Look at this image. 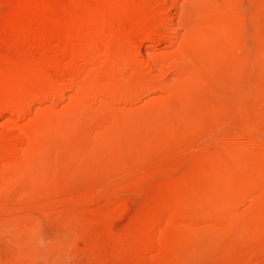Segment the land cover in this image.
Masks as SVG:
<instances>
[{"label":"rangeland","instance_id":"obj_1","mask_svg":"<svg viewBox=\"0 0 264 264\" xmlns=\"http://www.w3.org/2000/svg\"><path fill=\"white\" fill-rule=\"evenodd\" d=\"M40 1L0 0V264H264V0Z\"/></svg>","mask_w":264,"mask_h":264},{"label":"bare ground","instance_id":"obj_2","mask_svg":"<svg viewBox=\"0 0 264 264\" xmlns=\"http://www.w3.org/2000/svg\"><path fill=\"white\" fill-rule=\"evenodd\" d=\"M48 1V0H47ZM65 1H67V0H65ZM64 1V2H65ZM70 1V0H69ZM76 1V0H75ZM74 1V2H75ZM81 1V0H80ZM90 1V0H89ZM105 1H107V0H104V4L103 5H105ZM26 2V1H25ZM24 2V3H25ZM41 3H42V0L40 1ZM59 2V1H58ZM72 2V4H74L73 3V0L71 1ZM70 2V3H71ZM91 2V1H90ZM96 2V1H95ZM95 2H91L92 4L93 3H95ZM36 3H37V1H36ZM41 3H38V4H41ZM45 3V2H44ZM77 3V2H76ZM80 3V2H79ZM108 2H106V4H107ZM126 2H124V1H120L119 0V2L118 3H116V4H111V5H108V7L106 8V11L107 12H109V13H111V14H113L112 16H115V17H117V18H119V20L121 21L120 23L122 24V23H124V21L123 20H128V21H133V22H137V23H140V25H144V24H146V23H149V22H147L148 20V17L145 15V14H136L135 13V11L131 8V6H129V5H127V4H125ZM31 4H33V3H31ZM84 4V3H83ZM96 4V3H95ZM26 5V4H25ZM28 5V4H27ZM36 5V4H35ZM78 5V4H77ZM77 5H75L76 7H78ZM86 5V4H85ZM84 5V7H87V6H85ZM97 5H98V3H97ZM24 6V5H23ZM38 6V5H37ZM42 6V5H41ZM69 6V5H68ZM73 6V5H72ZM81 6H83L82 4H81ZM101 6V5H100ZM39 7V6H38ZM37 7V8H38ZM24 8V7H23ZM44 8V7H43ZM65 8H67V7H65ZM89 8V7H88ZM88 8H85V9H87V11H88ZM25 9V8H24ZM23 9V10H24ZM46 9V8H45ZM49 9H50V5H49ZM77 9H81V8H77ZM42 10H44V9H42ZM65 10V9H64ZM67 10V9H66ZM66 10H65V12H66ZM84 10V9H83ZM27 11H29V9L27 10ZM71 11V10H70ZM86 11V10H85ZM94 11V10H93ZM93 11H92V13H93ZM26 12V11H25ZM23 13V12H22ZM34 14V13H33ZM66 14H68V12L66 13ZM71 14V13H70ZM70 14L68 15V16H70ZM72 14H74V13H72ZM72 14H71V19L73 18L72 17ZM29 15V14H28ZM78 15V14H77ZM92 15V14H91ZM95 15H96V13H95ZM100 15V14H99ZM42 16V15H41ZM108 16V15H107ZM35 17H37V16H35ZM38 17H39V15H38ZM43 17V16H42ZM77 17V16H76ZM93 17V16H92ZM65 18V17H64ZM78 18V17H77ZM81 17H79L78 19H80ZM89 18H91V16L89 17ZM62 19V18H61ZM75 19V18H74ZM73 19V21H75ZM93 20L92 21H94V18H92ZM95 19H96V17H95ZM103 19V18H102ZM21 20V19H20ZM67 20H69L68 18H66V22H67ZM98 20V19H97ZM150 20V19H149ZM39 21V20H38ZM64 22H65V20H63ZM45 22V21H44ZM20 23H21V21H20ZM43 24L41 21L39 22V24ZM50 23V22H49ZM62 23V22H61ZM77 23V22H76ZM92 23H94V22H91V24ZM57 24V23H56ZM64 24V23H63ZM67 24H68V22H67ZM109 24H110V21H109ZM119 24V23H118ZM121 24H120V26H121ZM126 24V23H125ZM149 24H151V26H153L152 25V23H149ZM149 24H147V25H149ZM46 25H48L47 24V20H46ZM55 25V24H54ZM93 25V24H92ZM113 25V24H112ZM115 25V24H114ZM123 25V24H122ZM57 26H58V24H57ZM56 25L54 26V27H57ZM61 26V25H60ZM82 26V25H81ZM107 26V25H106ZM155 27H156V25H154ZM43 27V26H42ZM68 27V26H67ZM77 27V26H76ZM108 27V26H107ZM115 27H116V25H115ZM126 27H128V26H126ZM45 28V27H44ZM48 28V27H47ZM51 28V27H50ZM52 28H53V26H52ZM51 28V29H52ZM66 27L64 26V29H65ZM106 28V27H105ZM104 28V29H105ZM114 28V27H113ZM154 28V27H153ZM49 29V28H48ZM111 29H112V27H111ZM41 30V29H40ZM43 30V29H42ZM47 30V29H46ZM53 30H56V29H53ZM75 30V29H74ZM91 30H93V29H91ZM109 30H110V28H109ZM108 29H107V34L106 33H100V32H96L95 31V29H94V31L95 32H90L89 33V31H88V33H86V31L84 30V35H81V36H79V35H77V34H75L74 32V36L77 38V39H79V41H80V43H79V46H77L78 48H77V51L74 53V52H72L71 53V55L73 56V58L74 57H76L77 55H81V56H79V57H76L77 59L78 58H81L82 60H83V57H86L87 55V51L88 50H92V49H99L100 47H102V46H104V47H111V45H112V41H113V38H115V35H117V36H119V34H121V36H122V34H123V36H125V37H128L127 39L129 40L130 38H129V36H130V34H131V31H128V30H124L123 32H121V31H119V30H117L116 28H115V30L113 31V30H110L109 31ZM120 30H121V28H120ZM123 30V29H122ZM130 30V29H129ZM43 31H45V30H43ZM100 31V30H99ZM118 31V32H117ZM64 32V31H63ZM62 32V34H60L61 33V31H60V33L58 32V34H60V35H63L64 37H65V35H64V33ZM82 32V31H81ZM121 32V33H120ZM143 34H145V37H148L147 36V31L145 32V31H141ZM18 33V32H17ZM135 33V32H134ZM150 33H152V32H150ZM22 34V33H21ZM65 34H66V31H65ZM71 34V33H70ZM153 34V33H152ZM18 35V34H17ZM37 35V34H36ZM67 35V34H66ZM38 36H39V34H38ZM72 36V35H71ZM45 37V36H44ZM59 37V36H58ZM57 37V38H58ZM120 37V36H119ZM153 37V36H152ZM151 37V38H152ZM36 38H37V36H36ZM54 38H56V37H54ZM66 38V37H65ZM74 38V37H73ZM75 38V39H76ZM118 38V37H117ZM143 38V37H142ZM75 39H73V40H75ZM126 39V40H127ZM144 39V38H143ZM146 39V38H145ZM9 40V39H8ZM66 40V39H65ZM147 40V39H146ZM57 41V40H56ZM121 41V40H120ZM132 41L134 42L135 40L133 39V35H132ZM115 42V41H114ZM130 42V41H129ZM132 42V43H133ZM135 42H137V41H135ZM11 43V42H10ZM52 43V42H51ZM56 43V42H55ZM78 43V42H77ZM119 43V42H118ZM121 43V42H120ZM120 43H119V45H120ZM123 43V42H122ZM121 43V44H122ZM76 44V43H75ZM116 44V43H115ZM59 45V44H58ZM114 45V44H113ZM129 45H130V43H129ZM129 45H126L125 47L127 48V47H129ZM141 45V44H140ZM13 46V45H12ZM115 46V45H114ZM121 46V45H120ZM59 47V46H58ZM124 47V46H123ZM130 48H133V44H132V47H130ZM134 48H136V46L134 47ZM133 48V49H134ZM108 49V48H107ZM112 49V48H111ZM119 50H120V48H118ZM121 49L122 50H124V48H122L121 47ZM128 49V48H127ZM132 49V50H133ZM139 49V48H138ZM137 48H136V50H138ZM26 50V49H25ZM117 50V49H116ZM129 51H131V53L132 52H134V54H136V52H135V50H130V49H128ZM63 51H65V49H63ZM126 51V50H125ZM99 52V51H98ZM102 52V51H101ZM110 52V51H109ZM115 52V51H114ZM118 52V51H117ZM138 52H139V50H138ZM67 53V52H66ZM66 53H64V54H66ZM128 53V52H127ZM63 54V55H64ZM111 54H113V53H111ZM115 54V53H114ZM113 54V55H114ZM120 54V53H119ZM118 54V55H119ZM139 54H140V52H139ZM83 55V56H82ZM117 55V54H116ZM121 55V54H120ZM60 56V55H59ZM62 56V55H61ZM69 55H67V57H68ZM92 56V55H91ZM95 52H94V54H93V58L95 59ZM99 57V56H98ZM97 57V55H96V58H98ZM105 57V56H104ZM108 57V56H107ZM116 58H117V56H115ZM122 57H124V56H122ZM130 57V56H129ZM132 57H134V56H132ZM137 57V56H136ZM61 58V57H60ZM70 58V57H69ZM72 58V57H71ZM74 59L75 61L77 60V59ZM92 58V57H91ZM100 58V57H99ZM113 58H114V56H113ZM137 58H139V56L137 57ZM81 59H79V60H81ZM94 59H92V60H94ZM101 59H104V58H101ZM119 59H120V57H119ZM125 59V58H124ZM129 59H131V58H129ZM19 60V59H18ZM59 60V59H58ZM62 60V59H61ZM81 60V61H82ZM85 60H87V59H85ZM91 60V59H90ZM110 60V59H109ZM117 60V59H116ZM116 60H114L115 62H116ZM128 60V59H127ZM132 60V59H131ZM135 60H136V58H135ZM138 60V59H137ZM136 60V61H137ZM89 61V60H88ZM87 61V62H88ZM95 61V60H94ZM105 61V60H104ZM103 61V62H104ZM123 62H124V60H122ZM126 61V60H125ZM129 61V60H128ZM135 61V62H136ZM60 62H62V61H60ZM85 62V61H84ZM103 62H101V64L100 65H102L103 64ZM114 62V63H115ZM121 62V61H120ZM134 62V61H133ZM63 63V62H62ZM66 63V62H65ZM77 63V62H76ZM86 63V62H85ZM88 63H90V61L88 62ZM109 63H110V65L112 64L110 61H109ZM114 63H113V65H114ZM118 63V62H117ZM137 63H140L139 62V60L137 61ZM34 64V63H33ZM67 64H69V63H67ZM73 64V63H72ZM87 64V63H86ZM130 64V62L127 64V65H129ZM133 64V63H132ZM132 64H130V65H132ZM135 65H136V63H134ZM35 65H37L38 66V64H35ZM57 65V64H56ZM60 65V64H59ZM62 65V64H61ZM60 65V66H61ZM64 65V64H63ZM62 65V66H63ZM74 65V64H73ZM40 66V65H39ZM51 66H52V64H51ZM58 66V65H57ZM107 66H108V64H107ZM112 66V65H111ZM132 66H134V65H132ZM141 66H142V64H141ZM140 66V64H139V67H141ZM55 67V66H54ZM74 67V66H73ZM102 67V66H101ZM112 67H114V66H112ZM136 67V66H135ZM134 67V68H135ZM39 68H41V67H39ZM44 68V67H43ZM64 68V67H63ZM62 68V69H63ZM106 68V67H105ZM109 68V67H108ZM127 68V67H126ZM133 68V69H134ZM138 68V67H137ZM33 69H35V68H33ZM51 69V68H50ZM57 69H59V67L57 68ZM65 69V68H64ZM68 69H69V67H68ZM67 68H66V70H68ZM114 69H116L115 67H114ZM132 69V70H133ZM142 69V68H141ZM40 70H43V69H40ZM39 70V71H40ZM60 70V69H59ZM58 70V71H59ZM71 70V68L69 69V71ZM101 70V69H100ZM103 70V69H102ZM113 70V69H112ZM135 70H137V69H135ZM139 70V69H138ZM50 71V70H49ZM69 71H67V72H69ZM76 71V70H75ZM104 71V70H103ZM116 71V70H115ZM107 71H105V73H106ZM108 72H109V70H108ZM113 72H114V70H113ZM51 73H54L55 74V72H53V71H51ZM71 73V72H70ZM78 73V72H77ZM88 73V72H87ZM104 73V72H103ZM104 73V74H105ZM117 72H114V75L116 74ZM64 74V73H63ZM73 74V72L71 73V75ZM89 74H91V73H89ZM104 74H101L102 76L104 75ZM132 74H134V73H132ZM139 74H140V72H139ZM53 75V74H52ZM56 75V74H55ZM66 75V74H65ZM93 75V74H92ZM113 75V76H114ZM118 75V74H117ZM117 75H116V77H117ZM136 75H138V74H136ZM67 76V75H66ZM75 76H77V75H75ZM98 75H96V79H100V77H97ZM100 76V75H99ZM106 76V75H105ZM109 76V75H108ZM107 76V77H108ZM119 76V75H118ZM44 77V76H43ZM52 78H53V76H51ZM55 77H57V76H55ZM111 77V76H110ZM116 77L114 78V79H116ZM58 78V77H57ZM89 78V77H88ZM94 78V77H93ZM102 78V77H101ZM104 78V77H103ZM90 79V78H89ZM92 79V78H91ZM98 79V80H99ZM113 79V78H112ZM117 79H118V77H117ZM116 79V80H117ZM56 80V79H55ZM87 80V79H86ZM103 80V79H102ZM101 80V81H102ZM106 80V82L109 80V78H108V80L107 79H105ZM111 80V79H110ZM43 81H44V78H43ZM47 81V80H46ZM60 81V80H59ZM95 81H97V80H95ZM100 81V82H101ZM119 81V80H118ZM42 82V81H41ZM87 83H88V81H87ZM99 83V82H98ZM102 83V82H101ZM55 84H56V82H55ZM89 84H90V82H89ZM103 84H104V80H103ZM114 84L116 85V83L114 82ZM113 84V85H114ZM134 84H135V82H134ZM46 86H47V84H45ZM54 82H53V84H51V88H53L54 86ZM88 85V84H87ZM94 85V84H93ZM93 85H90V86H93ZM98 85V84H97ZM101 85V84H100ZM108 85V83H106V86ZM136 85H138V83L136 84ZM141 85H143V83H141ZM49 86V85H48ZM53 86V87H52ZM86 86V85H85ZM99 86V85H98ZM98 86H96V87H98ZM102 86H105V85H102ZM109 86H111V83H110V85ZM109 86H108V88H109ZM118 86V85H117ZM135 86V85H134ZM139 86V85H138ZM84 87V86H83ZM93 87H95V85L93 86ZM111 87H114V86H111ZM128 87V86H127ZM144 87H146V86H144ZM99 88H101L100 86H99ZM103 89H107L106 87L104 88V87H102ZM101 88V89H102ZM115 88V87H114ZM129 88V87H128ZM132 88V87H131ZM134 88V87H133ZM137 87H135L134 88V90L136 89ZM48 89L50 90V88L48 87ZM81 89V88H80ZM92 88H90V90H91ZM94 89H96V88H93L92 90H94ZM102 89V90H103ZM113 89V88H112ZM138 89H139V87H138ZM32 90H33V88H32ZM34 90H36V89H34ZM46 90H47V87H46ZM89 90V89H88ZM88 90H86V91H88ZM98 89H96V91H97ZM108 90V89H107ZM106 90V91H107ZM114 90V89H113ZM133 90V91H134ZM140 91H142L141 89H139ZM144 90V89H143ZM83 91H84V88H83ZM83 91L81 92L82 94H83ZM126 91H128L127 89H126ZM125 91V92H126ZM130 91H132V90H130ZM130 91H129V94H131L130 93ZM32 92V91H31ZM30 92V93H31ZM35 92H37V90L35 91ZM53 92H55V91H53ZM79 92V93H80ZM93 91H89L88 93H92ZM98 92V91H97ZM100 92V91H99ZM108 92V91H107ZM135 93H137V91H134ZM34 93V92H33ZM38 93V92H37ZM44 93H45V91H44ZM49 93V92H48ZM47 93V94H48ZM109 93V92H108ZM107 93V94H108ZM25 94V93H24ZM46 94V95H47ZM81 94V95H82ZM86 94H87V92H86ZM101 94H103V93H101ZM110 94V93H109ZM34 95H36V93L34 94ZM40 95V94H39ZM45 95V96H46ZM51 95H53V93L52 94H49V96H51ZM56 95H58V93L56 94ZM91 95V94H90ZM111 95V94H110ZM127 95V94H126ZM132 95L133 94H131V96H129L128 95V97H132ZM136 95V94H135ZM134 95V96H135ZM30 96V95H29ZM38 96V95H37ZM42 96H44V95H42ZM85 96V95H84ZM88 96V95H87ZM106 96V95H105ZM34 96H32L31 98H33ZM36 97V96H35ZM91 97V96H90ZM126 96H125V94H124V97H122V98H125ZM39 98V97H38ZM43 98V97H42ZM46 98V97H45ZM44 98V99H45ZM49 99H50V102H48V104H50L51 103V98L50 97H48ZM110 98V97H109ZM111 98H113V97H111ZM30 99V98H29ZM36 99V98H35ZM34 99V100H35ZM44 99H42V100H44ZM54 99V98H53ZM53 99H52V101H53ZM55 99H59L58 97L56 98V96H55ZM128 99V98H127ZM26 100V99H25ZM47 100V99H46ZM56 100V101H57ZM110 100V99H109ZM55 101V100H54ZM55 101V102H56ZM8 102V101H7ZM45 102V101H44ZM58 102V101H57ZM1 103V102H0ZM20 103V102H19ZM46 103V102H45ZM13 104H14V102H13ZM22 104V103H21ZM52 104H53V102H52ZM8 106L9 105H11V104H7ZM20 104H18V106H19ZM54 105V104H53ZM1 106H3L2 105V103H1V105H0V107ZM5 106V105H4ZM3 106V107H4ZM8 106H7V108H8ZM18 106H16L17 108H18ZM22 106V105H21ZM23 106H24V102H23ZM10 108V107H9ZM8 108V109H9ZM11 108H12V106H11ZM2 109V108H1ZM7 109V110H8ZM13 109V108H12ZM11 109V111H16L15 109H13L12 110ZM21 109V108H20ZM25 109H26V107H25ZM2 110H5V107L2 109ZM9 112V111H8ZM23 112H25L24 110L22 111V114H23ZM24 114H27V113H24ZM21 115V114H20ZM21 117H23L22 115H21ZM26 116H24V118H25ZM25 120V119H24ZM172 202V201H171ZM173 206V205H172ZM176 208H177V206H176ZM170 219V218H169ZM171 219H172V216H171ZM170 219V220H171ZM168 222V221H167ZM162 243V242H161ZM161 243L159 244V245H161ZM162 245L164 246V244L162 243ZM162 247V246H161ZM160 247V248H161ZM164 248V247H163ZM166 248V247H165ZM162 249V248H161ZM161 251V250H160ZM153 262V261H152ZM154 263V262H153Z\"/></svg>","mask_w":264,"mask_h":264}]
</instances>
